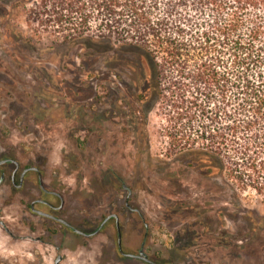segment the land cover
<instances>
[{"label":"rangeland","instance_id":"obj_1","mask_svg":"<svg viewBox=\"0 0 264 264\" xmlns=\"http://www.w3.org/2000/svg\"><path fill=\"white\" fill-rule=\"evenodd\" d=\"M40 1L0 0V158L42 169L79 229L117 213L124 251L149 260L120 252L115 218L85 236L32 214L30 172L0 184V264H264L263 198L171 146L163 114L138 100V51L66 39L35 18Z\"/></svg>","mask_w":264,"mask_h":264},{"label":"trees","instance_id":"obj_2","mask_svg":"<svg viewBox=\"0 0 264 264\" xmlns=\"http://www.w3.org/2000/svg\"><path fill=\"white\" fill-rule=\"evenodd\" d=\"M40 3L35 18L66 39L137 50L138 100L163 114L171 146L264 201V0Z\"/></svg>","mask_w":264,"mask_h":264},{"label":"flooded vegetation","instance_id":"obj_3","mask_svg":"<svg viewBox=\"0 0 264 264\" xmlns=\"http://www.w3.org/2000/svg\"><path fill=\"white\" fill-rule=\"evenodd\" d=\"M1 161H5V162L0 163V184L6 178L10 181V183L15 188H21L29 181L30 172L37 173V180H38V184H39V188H40V196L31 200L27 204V208L29 209V211L32 214H36V215L43 217L47 220H50L52 222L60 223L67 230H71L75 233H79L76 230V229H79L78 227H76L70 221H67V220L60 217L59 212L63 209L64 204H65L63 194L59 190L54 189V188H50L45 184L44 174L41 171L42 169H40L39 167H38L39 170L38 169H32V168H30V167H32L31 165L22 167L20 161L14 157H7L5 159L0 158V162ZM8 163L11 165V168H12L11 170H9L10 172H7L4 169L1 170V168ZM49 196L56 197L57 200L54 201ZM39 211H43L44 213H41ZM112 218H115L116 226H117V218L112 216L106 222H104V219H105L104 218L100 222L99 226L94 231L88 232V231L80 229L83 231V233H81V234H83L85 236H92L94 234H97L99 231H102L105 224ZM60 219H63L66 222H63ZM119 221H120V219H119ZM103 222H104V224H103ZM117 229H118V227H117ZM141 251H140V253H141ZM130 253H132V252H125L122 254L125 256L133 257V258H143L144 260H147V261L149 260L148 257L145 255L146 254L145 252H142V254H143L142 256H134V255H131ZM134 254H139V253H134ZM60 259H59V261H60ZM59 261L57 262V260H56V263H59Z\"/></svg>","mask_w":264,"mask_h":264},{"label":"water","instance_id":"obj_4","mask_svg":"<svg viewBox=\"0 0 264 264\" xmlns=\"http://www.w3.org/2000/svg\"><path fill=\"white\" fill-rule=\"evenodd\" d=\"M3 162H5V161H1L0 163H3ZM30 168H32V169H38V170H39V168H38L37 166H32V167H30ZM39 212L44 213L43 211H39ZM112 216H114V217L117 218V227H118V245H119V249H120L121 253H125V252H124V249H123V243H122V231H121V227H120L119 215H118L117 213H112V214H110V215H108V216L105 217L104 222H106V221H107L109 218H111ZM60 220L63 221V222H66V221L63 220V219H60ZM104 222H103V224H104ZM76 230H77L79 233H83V231L80 230V229H76ZM142 252H143V251H141V253H139V254H134V253H130V254H131V255H134V256H142V255H143ZM60 258H61V257L59 256L58 259H57V262L59 261Z\"/></svg>","mask_w":264,"mask_h":264}]
</instances>
